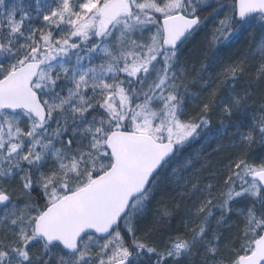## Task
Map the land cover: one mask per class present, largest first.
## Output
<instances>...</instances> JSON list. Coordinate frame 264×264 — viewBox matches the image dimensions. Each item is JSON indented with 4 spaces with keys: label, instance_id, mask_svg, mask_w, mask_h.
<instances>
[{
    "label": "snow or ice",
    "instance_id": "1",
    "mask_svg": "<svg viewBox=\"0 0 264 264\" xmlns=\"http://www.w3.org/2000/svg\"><path fill=\"white\" fill-rule=\"evenodd\" d=\"M0 264H264V0H0Z\"/></svg>",
    "mask_w": 264,
    "mask_h": 264
}]
</instances>
